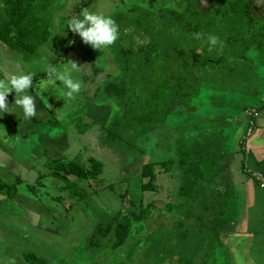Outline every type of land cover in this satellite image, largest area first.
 Wrapping results in <instances>:
<instances>
[{
    "label": "crops",
    "instance_id": "0c3cea01",
    "mask_svg": "<svg viewBox=\"0 0 264 264\" xmlns=\"http://www.w3.org/2000/svg\"><path fill=\"white\" fill-rule=\"evenodd\" d=\"M86 1L88 0H84V2ZM100 1L91 0L85 8L98 12V9L101 10L99 6L102 2ZM230 1L235 6V11H240L243 14H237L239 17L238 24L242 21V23L250 26L253 19L258 17L264 22V0H229L222 7L223 9H220L230 12ZM80 2L84 3L82 0ZM78 3V0L68 2L71 11H69L68 18L72 17ZM61 6L63 5H57L56 9ZM227 6H229L228 9ZM108 8L107 6L106 10ZM113 8L110 10H113ZM81 10L77 14L75 12V15H79ZM104 14H107V12ZM60 15L64 16L63 14ZM55 30H58V35L53 34L52 39H48L47 42L36 46L34 49H28L26 47L28 43L24 46L19 41H14L17 39H9L10 43H5L3 39H0V78L8 73L21 70L33 73L34 86L29 92L35 96L38 90V82L47 78V65L57 60L53 65L59 66L66 63L69 58L82 66L81 72L85 70L87 75L85 79L87 80H83L84 82H87L90 76L95 78L98 69L91 72L89 69L90 62L86 61L85 57L88 52L85 51L88 48L91 49L90 45L79 46L81 39L78 38V34L74 36L73 41H70V37L66 39V42L62 43L63 47L61 46V49L58 47L59 50H57L56 56L51 54H55V52H51L50 44L56 40L55 38L60 39L63 36L59 27H55ZM258 32L253 30L251 33L249 28V31L242 30L233 37L236 38L233 47L235 61L239 62L246 58L244 61H247L250 65L254 61L257 64L254 66L255 70L250 67L247 73L246 68L241 73L238 72L239 80L235 90L238 89L240 92L235 96L242 102L235 101V98L229 101L230 107L237 109L238 106H244L247 109L232 112L233 115L237 116L235 120L237 129L236 134L233 136V149L227 151L229 156L227 157L226 153L224 159V163L228 159L230 173L223 175L219 181L221 189L225 188L226 190L228 188L229 198L232 199L230 204L233 205L229 211V214L233 216L232 222L221 233L220 248L224 264H264V187L260 186V183L264 182V27ZM255 34H257V37H255ZM244 36L247 39H254L253 41L249 40L252 43L251 47L257 50L253 55L254 57L244 56L245 51L249 49L247 45L249 41H246L247 43L241 41ZM64 38L66 36H63ZM69 41L71 47L61 55L62 50ZM42 47L45 48L42 49ZM224 47L225 50L220 53V58L222 54L224 55L226 49L231 50L229 42ZM92 50L94 52V49ZM71 53L73 54L70 55ZM95 57H97L96 54ZM230 59L231 55L226 60ZM36 62L38 63L36 64ZM91 63L93 64V61ZM237 63L235 62L233 66L235 71ZM80 73L75 75L80 77ZM248 75L253 76L251 80L252 82L254 80V84L250 85L247 82L246 77ZM108 80L109 75L103 73L102 76H99V82L96 86L90 85L89 82L76 100L68 102L67 107H64L66 101L62 99L60 90L50 87L47 92L42 94L43 97H36L37 114L30 120H26L22 109L15 106L10 108L11 114H0V181L15 186V193L12 197L0 190V264H21V262L22 264H28L23 260V252L31 250L29 248V244L32 243L29 239L31 237L46 243L52 240L51 244L54 240L60 241L65 232H61L60 229L63 230L65 227L67 213L66 210L61 211V209L55 207V203H59L62 208L66 205L65 201L72 202L76 209L82 205V207L86 206L82 198L86 193L91 194L88 189L89 187L93 188V186L74 176L65 177L61 171L54 172V162L67 164L70 160L77 159L79 157L77 149L81 148L77 141L84 140V138H88L86 141L93 139L91 130L95 129L90 127L86 131H79L76 128V121L70 120L86 110L80 108L83 99L82 94L85 95L84 92H86L95 95L97 93L94 92L95 89L99 92ZM56 83L58 86L61 84L59 81ZM243 98L252 101L246 103L245 100H242ZM8 100L10 106L14 104V92L9 95ZM97 107L100 108H95L94 111L88 109L87 114H82L81 117L85 116L86 121L103 123L104 120L110 117V111L106 106L97 105ZM60 109H63L62 119L57 118V110ZM246 111H254L256 115L249 117ZM250 120L253 121L252 126ZM64 121H68L70 126L60 129L57 132L59 135L55 136L52 133L51 126L61 124ZM249 126L252 128L250 133H248ZM240 136H243V141H240ZM88 142L90 148L85 155L88 156L89 161L90 157L96 158L98 156H96L90 140ZM98 150L99 148H97ZM66 155L69 156L68 159H66ZM96 159L98 160V158ZM80 162L83 163L81 160ZM88 164L86 163V165ZM234 172H237V178ZM255 173H259L261 179L258 180ZM48 183L54 193L48 194L44 190L45 185ZM24 189L26 190L24 191ZM60 190L63 191L59 193ZM59 197L60 199L61 197L64 198L65 201L62 202ZM112 197V194L108 192L107 196L105 195V200L108 202V199L111 200ZM102 198L104 197L102 196ZM75 212L74 210L69 213V215L71 214L69 218L71 227L65 233L73 238H77L79 233L81 234L84 229L89 228L87 222H84L86 226L80 225L81 219L78 215H74ZM55 221H58V225H54ZM61 224H64V226H61ZM82 226H84L83 229ZM20 235L21 239L23 237L26 239L25 246L19 243ZM40 236L42 238H38Z\"/></svg>",
    "mask_w": 264,
    "mask_h": 264
},
{
    "label": "trees",
    "instance_id": "16d2710c",
    "mask_svg": "<svg viewBox=\"0 0 264 264\" xmlns=\"http://www.w3.org/2000/svg\"><path fill=\"white\" fill-rule=\"evenodd\" d=\"M175 1L181 5L180 8L186 10L184 12L190 11V14L196 19L193 26L190 22L184 25L186 26L184 30L191 26L193 34L200 32V29L204 28L210 31V27L217 24L216 19L195 17V15L200 14L201 11L204 10L203 7H213L215 11L214 14L217 16L220 15V13L223 15L239 14L235 11L236 8L231 1V13L226 10L221 11L220 8L224 7V5L229 2L228 0ZM49 2L50 0H2L3 19H0V39H3L5 43H10L9 39H17L14 41H19L21 45L24 44L25 46L28 43V46H26L28 49H34L36 46L47 42V40L50 39L52 26L50 21H45L43 17L45 11L42 12V10H46ZM90 2L91 0H88L76 6L74 10L76 14L82 8L89 5ZM126 4L127 3H125V5ZM131 4V2L128 3L130 6ZM143 5H146V7ZM147 6L148 0H139L138 4L133 5L132 9L138 8L141 13L135 15L133 20H128V22L131 21L129 23L133 24L138 18L148 24L152 20L149 18L150 12L148 10H152L153 8H147ZM162 6H160L159 9L163 8ZM119 11H123V7ZM75 12L74 14L72 13V16H75ZM116 16V22L118 23L120 21L121 23H118V25L123 27V25L127 23L126 21L124 22L125 16H123V13H119ZM146 16H148V19H146ZM170 20L173 22L174 18L168 16L167 19L163 18L162 20V24H164L166 30L167 27L169 28L172 25V23L167 22ZM154 22L156 23V20ZM134 25L140 27V30H144L150 37H154V39H149L143 45L137 44L135 48L133 47L134 44L130 42L125 48L123 45L125 39L121 37L119 42L122 43L116 42L118 48L115 47L117 48L115 51H118L120 60H114L111 52L112 47L108 48L106 53L108 54L111 52L110 58L113 61L114 72H119L120 65L118 63L122 62V72L119 76H123L125 80L126 75L123 74L124 65H130L131 71L136 69V72L131 77L133 83L128 91H114L117 95L121 93L129 94L128 104H130V114L133 117V124H130L129 127L133 129V132L136 131V128L140 130V133H134L135 141L132 140V138L130 139L135 147H137L134 148L136 152L134 154L135 162L141 161V150H143L142 152L145 151L147 147L146 144H148L147 141L151 138L150 137L148 140H146V138L144 139L148 130L152 131L156 128H162L163 130V127L166 125H171L176 128V133L173 135L163 132L159 142L161 146L165 147L164 149H166L167 154H171V156L168 155V159L157 162L147 161L143 163L139 169L141 178H147V180L139 184V189L145 194V192H156L162 188L155 184L156 172L154 171L153 164L156 163L155 165H161L163 167L162 173L166 175L168 180L166 195L164 197L165 201L164 205L160 208L154 204L155 199H150L147 203H144L143 197H141L136 206L134 201L130 202L133 208H129L125 214H123L120 208L118 213L113 214L110 221L103 223L102 226L99 225L97 229L99 233H96L95 230L97 225L95 227H90V234L93 233L94 236H99V238L103 240H90L87 244L98 249H101L100 247H108L109 251H115V249L125 244L133 223L143 222L153 225L150 224L151 219H153L154 216H159V221H161L160 228H162L164 224L172 223L176 230H183H181V235L184 238H186V236L189 237V244H191L192 247H200V250H203L206 246L211 247L213 246L212 242L216 240L215 237H217L216 243L221 247V233L230 226L233 217L229 214L233 205L230 204L232 199L229 198L228 188L226 190L225 188L221 189V184L219 183L223 175H228L230 173L227 162L228 159L224 163L226 153L227 157L229 156L228 150H226V141L232 136V133H229L231 127L235 129L233 136L236 134L237 124L235 120L237 116L233 115L232 112L234 110L245 111L247 108L245 109L244 106H238L239 108L237 109L230 107V100H224L223 95L225 94L221 95V91L216 90L214 84H211L212 82H208H215L212 76L200 77L196 74V71H203L206 69L203 67L205 64L204 61L199 62L200 65L202 63V66L196 69V71L194 68L191 69L192 64L185 60L186 55L184 57H177L178 60L173 64V60L177 58L171 59V51L164 45L163 40L158 39L160 34L159 30H157L154 25L148 27L147 31L141 29V26H139L137 22ZM13 30L15 31V36L10 35ZM119 33L122 34V30L119 29ZM182 33L183 35L186 34L185 31ZM74 36H76V34L71 32L70 41H73ZM205 38L206 34H204L203 39ZM203 39L197 40L194 38L196 46H199V42ZM235 39L230 37L227 41L231 47V59L226 60L224 55L216 59V64L220 66V69L227 66V68H233V72L235 71L233 66L235 62H238L235 61L236 58L233 53ZM70 41L62 50L63 52L61 55L71 47ZM144 46L147 48L148 52L146 55L154 56V61L148 64L149 66L147 68L141 69V66L137 64L139 62L138 60L142 58L143 54L141 53L145 51ZM174 48H176L175 44ZM193 49L194 48H190L185 51V53L190 54L192 61H194L196 57L193 53ZM166 50L169 51L163 52ZM149 57L150 56L146 59L147 62H149ZM56 61L57 60H54L51 64H54ZM179 61L185 73L176 68V63ZM244 63L249 64L247 61H244ZM153 67L155 68L153 69ZM215 73H217V71H215ZM113 76V73L110 74L109 79ZM246 79L250 85H252V83L254 84V80L253 82L251 80L253 76L248 75ZM115 80H122V77H117ZM220 82L225 83L223 80ZM109 84L111 83L107 81L104 88H109ZM211 92L213 93L212 96H216V103H212V101L208 99ZM169 128H167L168 131H170ZM191 132L193 133L191 134ZM202 133H206V135ZM188 134L195 136L204 135L206 137L201 140L195 138L189 139L187 136ZM233 136L232 141L234 140ZM239 139L243 141V136H240ZM139 140L142 141L141 144H143L144 149H142L143 147L141 148V145H138ZM147 153L148 151L146 149L145 155ZM59 171L62 172L63 176L77 177L79 180L85 181L90 186H93V191H99V188L96 186L100 185L99 181L101 179L102 164L96 158L90 157L88 165L81 163L78 159H72L67 164L54 162V172L57 173ZM134 171L136 179L139 176L138 169L136 168ZM124 181L125 180L121 178L117 183L120 184ZM115 185L116 183L103 187H107L110 191L115 192ZM0 190L12 197L15 193V186L7 185L0 181ZM127 192V187L123 192H119L120 201L123 200ZM65 204L67 208L66 218L70 220L71 214L69 215V213L74 205L72 202L68 201H65ZM223 226H225V228H223ZM157 227H159V224ZM170 227L169 224V228ZM111 233L114 237L113 241H110L108 245L104 244L101 246L103 241L107 240V237ZM152 233H154V230ZM149 240L147 236L146 239L140 243L139 247ZM177 242L181 243L179 239ZM132 254L133 250L130 249L126 256L129 258ZM23 260L28 264H44L46 262L45 258L39 257L31 250L23 253Z\"/></svg>",
    "mask_w": 264,
    "mask_h": 264
},
{
    "label": "rangeland",
    "instance_id": "374dc122",
    "mask_svg": "<svg viewBox=\"0 0 264 264\" xmlns=\"http://www.w3.org/2000/svg\"><path fill=\"white\" fill-rule=\"evenodd\" d=\"M79 4L81 0H78ZM84 2V0H82ZM99 2V0H96V2ZM229 1V0H228ZM68 2H72V0H50L49 5L47 6L46 10L43 9L42 12L45 14L43 17L45 18V21H50V24L52 26L51 33H50V38L52 39L53 34L58 35V30H55V27H59L61 34L63 33V36H66V38L63 39V36H61L60 39L55 38L56 40L50 44L49 48L51 49V52H55V54L51 53L53 56H56L57 50H59L63 47L62 43L66 42V39H69L71 31L67 26V21H68V15L70 11V7L68 6ZM95 2V3H96ZM102 2L100 4V9H98V12L106 13V15H111L112 18L119 14L123 13L124 17V22L126 21L127 23L125 25L120 26L119 29L122 30V34L119 33V38L116 41L117 43H122L119 42V39H125L123 41V45L126 48L129 43L134 44V48L136 47L137 44H144L146 41L149 39H154V37H150L149 34H147L144 30H140V27H137L136 22L141 26V29H145L147 31L148 27H152L153 25L156 27L157 30H159V38L163 40L164 45L171 51V59L172 58H177V57H184L186 55V61L190 62L191 69L194 68L195 71L199 67L202 66L199 64L200 61H204L205 64L203 67L206 69L203 71H196V74L199 75L200 77H206V76H212V78L215 80L213 81H208L212 82L211 84H214V88L216 90L221 91V95H223L224 100H230L234 99L235 101L242 102L241 100H238V98L235 96L239 94V90H235V87L237 85V82L239 80L238 77V72L244 71L246 68V73L250 69H254V66L256 61L252 62V65L245 64L244 60L239 61L236 64V71L233 72V68L229 69L227 66L225 68H221L220 66L216 64V59L219 57L220 53L225 50L227 39L230 37H234L235 34H239L240 31L242 30H247L249 31V28L251 29V33L254 31H259L263 29L264 27V22L261 21L258 18L253 19V23L250 24H244L242 23H237L239 22V17L237 15H229V14H221L220 15H215L214 8H208V7H203L204 10L201 11L200 14L195 15V17H200L204 19L205 17H209L212 19L217 20V24H214L211 26V30L208 31L205 28L200 29V32L203 34H206V38L203 39L201 42H199V46H196L195 40L193 37V31L191 26L187 28L186 30L184 26L185 23L190 22L191 25L193 26L195 24L196 19L192 14H190V11L184 12L186 10L180 8L181 5H179L178 2L175 0H148V6L147 8H153L152 10H148L150 12L149 18L152 20L147 24V22L143 21L142 19H136L135 23H129L128 20H133L134 16L137 15L138 13H141L139 9L134 8L132 9L133 5H136L139 3V0H101ZM132 3L131 6L128 5V3ZM135 2V3H134ZM51 3V4H50ZM125 3H127L125 5ZM63 5L59 9H56L55 5ZM166 7H164V6ZM2 0H0V19H3V9H2ZM109 7L106 10V7ZM144 6V5H143ZM162 6L163 8L159 7ZM117 7L116 9H114ZM123 7V11L121 8ZM146 7V5L144 6ZM197 7V6H196ZM229 6L226 8L228 9ZM113 8V10H110ZM2 9V11H1ZM159 9V10H158ZM223 9V8H222ZM110 10V11H109ZM109 11V12H108ZM119 11V12H118ZM223 11V10H221ZM71 12V11H70ZM239 14L243 15L240 13V11H237ZM231 13V12H229ZM63 14L64 16L60 15ZM168 16H171L174 18L173 22L167 21L168 23H172V25L168 28L167 30L165 29L166 27L164 24H162L163 18L167 19ZM252 16V15H250ZM117 19V16L115 18V21ZM146 19H148V16H146ZM156 20V23L154 22ZM161 21V22H159ZM209 21V20H208ZM246 21V20H244ZM250 23L249 21H247ZM119 24L121 23L120 21L118 22ZM117 23V24H118ZM143 27V28H142ZM124 28V29H123ZM185 31V35H183L182 32ZM145 32V33H144ZM259 33V32H258ZM209 34L216 35L220 38V41L223 44V47L221 48L220 45L218 44L217 46L212 47V50L210 51V45L207 42V37ZM257 37V34H255ZM57 37V36H54ZM79 39H81L80 36H78ZM54 39V38H53ZM63 39V40H62ZM172 39V40H171ZM253 41L254 39H247V37L244 39H241L242 42H248V41ZM257 40V39H256ZM260 40V39H258ZM174 41V42H172ZM246 42L248 45V48L245 51V57H254L253 55L255 54L254 48H252V43L251 42ZM79 46L84 45L82 39L80 40ZM174 44L176 45V48H174ZM195 44V47H194ZM173 45V47H172ZM185 45V48H184ZM62 46V47H61ZM48 47V46H47ZM111 52L113 55V58L115 61L120 60L118 51H115L118 46L115 43L114 45L111 46ZM110 47V48H111ZM117 47V48H115ZM190 48L193 49L194 55H196L195 60L192 61L190 58L189 53H185ZM45 47H42V49ZM91 49L88 48L85 52L86 61L90 62L89 64V69L92 72L94 69L97 70L98 72L94 78V76H90V79H88L87 82H84V90L88 86L89 82L90 85H97L99 82V76L103 73L105 75H110L114 74L113 77H111L108 82L109 88H100V91L98 92L97 89H95L97 92L95 95L87 94L84 92L85 95L82 94V104H81V109L85 110L83 111L84 113H80V115L75 116L73 120L70 121H76V128L79 131H83L86 129H89L92 127L91 130V136L93 139H89L91 145L93 146L95 152H96V158H98V161L101 162L102 164V172L100 174V185H95L97 188H99V191H93V188L89 187L88 190H90L91 194L86 193V195L82 198V201L86 205L85 207L80 206L78 209H76V206H73L71 209V212L74 210L76 211L74 215H78L80 220V225H85L84 222L89 223V228L84 229V231L79 233L77 238L70 237L69 234H65L66 232L69 231V227H71L69 220L65 221V227L64 229H60L61 232L65 231L64 234L61 236L60 241L46 243L43 242L42 240L39 241V239H35L33 237L29 238L32 243L29 244V248H31V251L38 255L39 257H43L46 259V262L44 264H224L223 260V255L220 246L217 241V237H215L216 240L212 242L211 247L206 246L203 250H200V247H192L191 244H189V237L186 236L184 238L181 235V232L183 231L182 229H175V226L173 227L172 223L170 224H164L162 225L163 227L160 228L161 221H159L160 217L159 216H154L153 219H151L150 224H145V223H133L130 233L126 239V242L124 245L118 247L115 249V251H109L108 247H100L101 249H98L94 246L88 245L87 242L90 240H103L99 238V236H94L93 233L90 234L89 230L91 229L90 227L96 226L95 228L96 233L97 229L100 226H102L103 223L108 222L111 220V217L113 214L118 213L120 211L119 209H122L123 214L126 213V211L129 208H133V205L130 203L132 201L135 202V206L138 205L139 199L143 197V202L147 203L150 199H155L154 204L157 207H162L164 205V197L166 195V187H167V177L163 171V167L161 165H155L156 163L153 164L154 171L156 172V182L155 184L158 187H162L160 190L156 192H141L139 189V184L142 181L147 180V178L142 179L141 175L139 173L140 166L147 162H157L161 160H166L171 156V154H167L165 147L161 146L159 144L160 139L162 138L163 132H167L169 135H173L176 133L175 127L171 125H166L162 128H156L154 130H148L147 135L144 137L147 141L148 144H146L145 151L142 152L141 150V161L135 162V147L134 143L130 141L132 140L135 141V136L134 133H140V130L136 128V131L133 132V129L129 127L130 124H133V117L130 114V108L128 102V96L129 94H116L114 91H125L127 92L128 89L131 87L133 80L131 79L132 75L136 72V69H133L131 71L130 65L126 64L124 65V70L123 74L126 75V80L123 76H119V74L122 72V67L121 63H118L120 66L119 72L116 73L114 72V65L112 64V59L110 58V53H106L108 51L107 49L104 50L103 52L100 50L94 49L90 46ZM187 49V50H186ZM92 50V51H91ZM144 50L141 54L142 58L141 60H138L139 66H141V69L147 68L150 64L154 61V56L148 55L149 57V62H147V48L144 46ZM169 50L163 51V52H168ZM215 50V51H214ZM39 51V50H37ZM90 51V52H89ZM49 52V49H48ZM41 53V52H40ZM59 53V52H58ZM42 54V53H41ZM71 53L70 55H72ZM96 56L98 57H95ZM230 50L226 49L224 52V56H226V59L230 58ZM147 56V57H146ZM223 56V54H222ZM90 58V60H88ZM46 59V58H45ZM252 59V58H251ZM68 60H71L70 58ZM178 60H173V64ZM93 61V64L91 63ZM237 61V60H236ZM40 62V61H39ZM258 62V61H257ZM38 62H36L37 64ZM125 64V63H124ZM98 67V68H97ZM152 68V67H151ZM155 67H153L154 69ZM176 68L180 71H184L182 69V64L180 61L176 63ZM258 66L256 67V69ZM159 69V68H158ZM264 69V68H263ZM255 70V69H254ZM217 71V73H215ZM264 71V70H263ZM185 73V71H184ZM84 74V75H83ZM79 75V74H78ZM77 75V76H78ZM86 72L85 70L80 73V79L82 80H87L86 78ZM117 77H122V80L116 81L115 78ZM105 78V77H103ZM132 80V81H131ZM223 80L225 83H221L220 81ZM126 81V82H125ZM220 84V85H219ZM235 90V91H234ZM235 93V94H234ZM87 95V96H86ZM213 93H210V97L208 96V99L212 101V103H216V96H212ZM219 98V97H218ZM245 102L251 103L252 100L249 99H242ZM94 105V109H93ZM97 105L101 106H106L108 111H110V117H108L106 120H104L103 123H94L92 121H86L84 119L85 116H82V114H87V110L91 109L92 111L95 110V108H100L97 107ZM103 110V109H102ZM80 117V118H78ZM96 117V116H93ZM70 126L68 121H64L61 124H53L51 126L52 133L55 136H58L59 130L60 129H65ZM171 127V128H169ZM170 131H168V129ZM166 129V130H165ZM69 130V129H68ZM234 127H231L229 130V133H232V136L234 134ZM143 133V132H142ZM193 132H191L192 134ZM162 134V135H161ZM188 134L189 139H197L201 140L203 139L204 135L206 133H202L204 135L200 136H195ZM232 136L229 137L228 141H226V150H232L233 149V141H232ZM141 137V136H140ZM143 137V136H142ZM88 138H84V140L80 139L77 141L79 146L81 145V148L77 149L79 157L77 158L86 165L88 164V156L85 155L87 154V151L89 150V145L88 141H86ZM176 139V138H175ZM142 141L139 140V144L141 145V148L143 147V144H141ZM104 147V148H103ZM97 148L99 150L97 151ZM144 149V147L142 148ZM146 149L148 153H146ZM169 155V156H168ZM139 157V156H138ZM69 156L66 155V159H68ZM138 161V160H136ZM66 162V161H65ZM138 169L139 176L135 179V171L134 169ZM234 171V170H233ZM235 177L237 178V172H234ZM123 178L125 181L123 183L118 184ZM115 192L110 191L107 187L109 184H115ZM87 186V185H86ZM128 189L127 194L123 198L122 201H120L119 197V192H123L125 189ZM39 189V188H38ZM26 189H24L25 191ZM44 190L48 192V194L54 193V191L51 189L49 186V183L45 185ZM63 190H60L62 192ZM69 191V190H68ZM110 192L112 194L111 200L108 199V202L105 200V195L107 196V193ZM117 192V193H116ZM67 194V193H66ZM64 195V194H63ZM46 196V195H45ZM98 197L96 199V197ZM102 196L104 198H102ZM65 197V196H63ZM60 199V197H59ZM62 202L65 201L64 198L61 197L60 199ZM111 202V204H109ZM55 207L58 209L67 210L64 209L66 208L63 207L59 203L54 204ZM123 207H122V206ZM51 206H53L51 204ZM63 214H65L63 212ZM78 221V220H77ZM79 222V221H78ZM159 224V227H157ZM54 225H58V221L54 222ZM52 225V227H54ZM61 226H64V224H61ZM82 226V229L83 227ZM157 227V228H156ZM79 228V225H78ZM225 228V226H223ZM154 230V233L152 231ZM182 230V231H181ZM100 235V234H99ZM25 236V234H24ZM150 239L147 241L145 244H142L140 247V243H142L143 240L146 239V237ZM19 238V237H18ZM42 238V236L38 237ZM108 239L103 241L102 245H108L110 241H113V235L112 233L109 234L107 237ZM178 239L181 241V243H178ZM25 238L21 239V235L19 238V243L22 246H25ZM28 246V245H27ZM133 250V254L131 257H127V253L129 250ZM27 252V250H26ZM25 253V252H23ZM182 258V259H180ZM225 259V258H224ZM22 264V262H21Z\"/></svg>",
    "mask_w": 264,
    "mask_h": 264
},
{
    "label": "clouds",
    "instance_id": "9594fccd",
    "mask_svg": "<svg viewBox=\"0 0 264 264\" xmlns=\"http://www.w3.org/2000/svg\"><path fill=\"white\" fill-rule=\"evenodd\" d=\"M67 26L72 33L81 37L84 44L102 52L114 45L119 38V25L111 15L88 8L82 9L79 15L70 17ZM10 35L15 36V31L13 30ZM193 37L200 40L204 38V34L197 32L193 34ZM207 42L210 45V51L218 44L221 48L223 47L220 38L213 34L208 35ZM81 69L82 66L74 60H68L59 66L49 63L46 67L47 78L38 82L35 96L29 92L34 86L33 73L21 70L6 74L0 78V114H11L10 108L15 106L22 109L26 120H30L37 114L36 97H43L42 94L50 87L60 90L62 99L66 101L64 107H67L68 102L76 100L84 88L83 80L75 75L80 73ZM57 81L61 82L59 86ZM13 92L15 100L10 106L8 97ZM62 112L63 109L57 110L58 119L63 118Z\"/></svg>",
    "mask_w": 264,
    "mask_h": 264
},
{
    "label": "built area",
    "instance_id": "2783aa9c",
    "mask_svg": "<svg viewBox=\"0 0 264 264\" xmlns=\"http://www.w3.org/2000/svg\"><path fill=\"white\" fill-rule=\"evenodd\" d=\"M246 114L249 115V117H251L253 115H256V112H254V111H246ZM250 125L251 126L253 125V121L252 120H250ZM251 126L248 127V133H250L251 130H252ZM255 175H256V178L258 180L261 179V175L259 173H255ZM260 186L264 187V182H261Z\"/></svg>",
    "mask_w": 264,
    "mask_h": 264
}]
</instances>
